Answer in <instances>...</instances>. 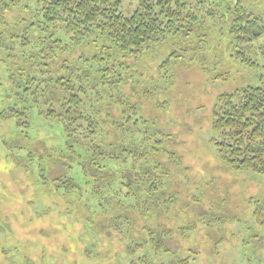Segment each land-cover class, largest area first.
Wrapping results in <instances>:
<instances>
[{
	"label": "rangeland",
	"instance_id": "rangeland-1",
	"mask_svg": "<svg viewBox=\"0 0 264 264\" xmlns=\"http://www.w3.org/2000/svg\"><path fill=\"white\" fill-rule=\"evenodd\" d=\"M243 1L246 5L251 2ZM24 4L20 1V6ZM137 4L138 0H122L120 9L128 15ZM251 7L264 21V0ZM21 9L15 7L0 23V111L16 103L14 90L18 89L10 79L27 77L22 69H26L30 48L22 49L17 43L35 11L33 7ZM211 10L205 9L204 14ZM22 17L23 23L19 21ZM204 23L207 27L200 34L204 42L194 43V50L179 51L176 41L166 34L140 56L124 58L129 66L121 71L124 83L115 91L104 89L108 99L99 107L106 138L116 136L122 145L121 125L116 127V123L128 115L148 121L151 131L159 134L157 142L155 137L145 140L156 145L153 151L148 145L151 156L144 152L141 160L146 162V170L156 169L158 177L165 174L159 187L163 191L152 196L153 211L144 216L137 207H126L135 202L123 198L127 187L118 184L122 204L103 209L93 200L87 206L83 194L65 197L52 182L42 184L26 151H40L36 142L42 138L46 147H60L63 135L59 126L36 115L30 129V137L35 139L26 140L13 135V120L0 119V264H131L142 255L132 247L136 240L146 241L151 264H170L173 256L175 260L188 258L189 264H264V174L229 169L211 143L217 136L211 127L217 98L264 80V37L255 42L256 47L260 45L256 51L244 50L258 63L249 69L231 55L236 45L225 25L217 18L204 19ZM38 35L32 31L29 38L38 41ZM23 36L27 39L26 33ZM55 53L49 67L58 74L57 66L61 67L60 60L66 56L57 48ZM90 56L70 47L67 59L76 68L90 66L95 71L98 63L82 64ZM41 62H46L45 57ZM124 120L133 126L134 120ZM141 138L137 134L136 141ZM124 142L130 144L131 139L126 136ZM71 174L80 176L77 169ZM90 183L83 181L85 191H92ZM108 191L118 193L113 185ZM145 226L155 232L151 238L161 236L172 251H153Z\"/></svg>",
	"mask_w": 264,
	"mask_h": 264
},
{
	"label": "trees",
	"instance_id": "trees-1",
	"mask_svg": "<svg viewBox=\"0 0 264 264\" xmlns=\"http://www.w3.org/2000/svg\"><path fill=\"white\" fill-rule=\"evenodd\" d=\"M20 1L0 0V23L5 21L7 13L15 12V7L25 11L33 7L35 11L33 20L18 35L17 43L22 49L30 48L25 58L26 69H22L26 70L27 77L25 80L10 79L13 88L18 89L17 92L14 90L16 103L0 111V119L13 120V135L26 140L35 139L30 137V129L34 126L36 115L59 126L63 135L60 147H46V140L42 138L36 142V145H41L40 151L33 148L26 151L27 160L37 168L42 184L52 182L65 197L74 193L83 194L87 206L93 200L101 209L119 208L122 204V198L118 196L122 193L120 187H127L123 198L135 204L129 203L126 207H137L142 216L153 211L152 196L162 194L163 190L159 187L165 174L161 173L158 177L156 169L146 170L143 165L147 164L141 156L144 152L151 156L147 148L151 147L150 151H153L152 147L156 144H146L145 140L155 137L157 142L159 134L151 131L154 129L148 121L140 117L132 119L128 115L124 119L134 120L136 131L123 119L120 124L116 123V127L121 125L122 145L116 136L106 138L99 107L101 101L108 99L104 98V89L115 91L124 83L121 71L129 69L123 62L124 58L140 56L166 34L170 40L176 41L181 48L179 51L186 53L188 49L194 50V43L199 45L204 42L200 34L207 27L204 23L207 18H217L225 25L232 38L231 43L236 45L231 54L233 58L246 68H256L258 63L244 50L256 51L260 45L256 47L255 42L264 37V21L251 11V5L258 0H251L247 5L243 0H138L137 7L128 15L120 9L122 0H24L26 4L23 7ZM207 8L213 10L210 13L206 11L205 15ZM23 20L22 17L19 21L23 23ZM32 31H38V41L34 37L29 38ZM70 47L88 52L91 60L84 58L82 64L88 61L98 63L97 70L92 71L90 66L76 68L71 64L67 59ZM56 48L66 56L60 60L61 67L57 66L58 74L49 67L56 57ZM44 57L46 62L42 63ZM22 58L19 56L20 60ZM211 127L217 132L211 143L226 167L264 174L263 78L258 84L220 95ZM137 134L142 135L139 141H136ZM126 136L131 139L130 144L124 142ZM14 157L16 159V154ZM153 166L156 168L155 164ZM128 168H131V174ZM75 169L80 172L79 178L71 174ZM83 181H91L92 191H85ZM112 185L118 193L108 191ZM144 228L151 238L155 232L149 226ZM134 242L128 244V249L133 243V249L142 252V255H138L139 260H133L131 264H151L149 250L145 248L146 241ZM148 244L156 253L172 251L164 246L161 236L151 238ZM143 248L146 250L142 251ZM175 258L173 256L168 263L189 264L188 258Z\"/></svg>",
	"mask_w": 264,
	"mask_h": 264
}]
</instances>
